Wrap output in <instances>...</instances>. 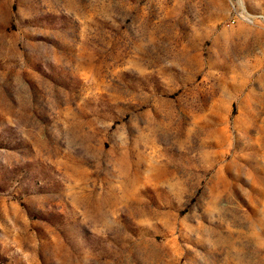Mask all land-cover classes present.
<instances>
[{
	"label": "rangeland",
	"instance_id": "374dc122",
	"mask_svg": "<svg viewBox=\"0 0 264 264\" xmlns=\"http://www.w3.org/2000/svg\"><path fill=\"white\" fill-rule=\"evenodd\" d=\"M0 264H264V0H0Z\"/></svg>",
	"mask_w": 264,
	"mask_h": 264
}]
</instances>
